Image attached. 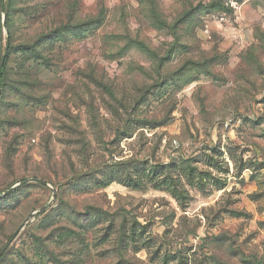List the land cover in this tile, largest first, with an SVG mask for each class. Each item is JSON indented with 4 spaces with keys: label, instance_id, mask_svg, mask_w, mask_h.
Returning <instances> with one entry per match:
<instances>
[{
    "label": "rangeland",
    "instance_id": "1",
    "mask_svg": "<svg viewBox=\"0 0 264 264\" xmlns=\"http://www.w3.org/2000/svg\"><path fill=\"white\" fill-rule=\"evenodd\" d=\"M228 1L0 0V264H264V22Z\"/></svg>",
    "mask_w": 264,
    "mask_h": 264
},
{
    "label": "crops",
    "instance_id": "2",
    "mask_svg": "<svg viewBox=\"0 0 264 264\" xmlns=\"http://www.w3.org/2000/svg\"><path fill=\"white\" fill-rule=\"evenodd\" d=\"M255 0H245V1H241V2H234L233 0L231 1V4H235L237 3V8L235 13L239 16V17H244L246 19V24H244L245 26H253L254 24H261V22H264V12L261 10L260 5L256 2H254ZM232 8H234V5H232ZM238 17V18H239ZM263 24V23H262ZM244 31L239 28V30L236 31V40L234 41V43H228V45L230 44V49L233 50H237L238 48H240V44L242 42H244L242 40ZM246 36V35H245ZM253 42L252 38L249 39H245V45H248L249 43ZM228 48V49H229ZM227 50V49H226ZM226 50H222L221 52H227Z\"/></svg>",
    "mask_w": 264,
    "mask_h": 264
},
{
    "label": "trees",
    "instance_id": "3",
    "mask_svg": "<svg viewBox=\"0 0 264 264\" xmlns=\"http://www.w3.org/2000/svg\"><path fill=\"white\" fill-rule=\"evenodd\" d=\"M230 1H232V0H229L228 2H230ZM233 1H235V0H233ZM242 0H239V1H235V2H241ZM226 6H228V5H226ZM220 13H224V14H226V15H232L233 14V8L232 7H226V8H222V12H220ZM5 25L7 26V29L9 28L8 27V16L6 17V20H5ZM10 29H9V33L7 32V39H6V45H8V44H10ZM8 56H9V48H8V50H7V55H6V58H5V63H4V66H3V68H2V71H1V73H0V82H1V84H2V79H3V77H4V67H5V65H6V63H7V59H8Z\"/></svg>",
    "mask_w": 264,
    "mask_h": 264
},
{
    "label": "water",
    "instance_id": "4",
    "mask_svg": "<svg viewBox=\"0 0 264 264\" xmlns=\"http://www.w3.org/2000/svg\"><path fill=\"white\" fill-rule=\"evenodd\" d=\"M7 49L8 47H6L4 53H3V56H2V59L0 60V73L2 71V68L4 66V63H5V58H6V55H7ZM8 246V243L5 245V247L0 251V256L5 252L6 248Z\"/></svg>",
    "mask_w": 264,
    "mask_h": 264
},
{
    "label": "built area",
    "instance_id": "5",
    "mask_svg": "<svg viewBox=\"0 0 264 264\" xmlns=\"http://www.w3.org/2000/svg\"><path fill=\"white\" fill-rule=\"evenodd\" d=\"M215 21H217L218 23H223L225 21V15H220L218 17H214Z\"/></svg>",
    "mask_w": 264,
    "mask_h": 264
}]
</instances>
